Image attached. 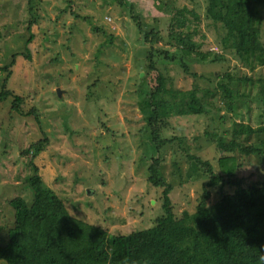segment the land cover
<instances>
[{"label":"rangeland","instance_id":"1","mask_svg":"<svg viewBox=\"0 0 264 264\" xmlns=\"http://www.w3.org/2000/svg\"><path fill=\"white\" fill-rule=\"evenodd\" d=\"M31 1L37 24L29 29ZM207 6V0H0V92L11 94L0 100V243L15 225L12 201L33 203V167L73 218L112 236L150 229L163 215L165 187L149 181L157 159L163 182L173 187L175 215L197 211L209 176L187 156L219 171L222 157L237 155L221 153L216 141H230L226 131L235 122L264 126L257 100L264 66L252 68L224 48L226 30L207 18ZM186 7L201 17L194 41L205 59L190 57L170 37L174 10ZM258 8L264 45V3ZM161 75L182 92L216 94L212 105L207 100L209 113L168 119V129L154 124L150 94ZM237 79L252 81L232 85ZM221 84L238 89L233 112ZM45 137L49 145L35 166L25 151ZM166 138L183 144L162 148ZM243 143L264 149V134ZM237 158L244 187L264 183V160ZM217 199L213 193L209 205Z\"/></svg>","mask_w":264,"mask_h":264},{"label":"trees","instance_id":"2","mask_svg":"<svg viewBox=\"0 0 264 264\" xmlns=\"http://www.w3.org/2000/svg\"><path fill=\"white\" fill-rule=\"evenodd\" d=\"M207 2V18L221 23L226 30L224 48L235 49L252 68L264 66L261 10L258 8L264 0ZM29 4L31 29L37 20L32 13V1ZM200 22V15L187 7L175 9L172 15L170 37L190 57L202 55L197 51L201 45L194 41L199 34L198 26L194 25ZM33 40L34 35H31L27 45ZM249 80L237 79L231 84L238 86L252 81ZM166 82L164 76H159L158 85L150 94L154 124L166 122L164 128H167L168 119L209 113L207 100L211 104L216 94L208 91L201 96L198 89L182 92L168 87ZM220 89L233 112L240 102L234 94L238 89L227 84H221ZM259 94L257 100L264 104V84ZM10 95V92H0V100ZM21 100H16L15 108ZM226 133L231 136L230 141H216L221 153L256 156L258 161L264 160V149L243 143L257 133L264 134V126L255 129L251 124L235 122ZM207 136L214 141L213 134L207 133ZM175 142L179 148L183 144L177 138H166L161 147H172ZM48 145L49 140L45 137L25 151L32 155L31 164L35 165L34 160ZM237 156L222 157L219 171L209 161L187 156L205 169L209 177L197 211L194 214L184 212L182 217L174 213L170 198L173 187L166 185L160 176L161 159L155 160L149 168V181L154 187H165L163 215L152 228L127 236H112L100 227L73 218L64 202L44 186L38 175L40 170L33 167L35 175L29 181L33 203L29 205L23 198L12 201L15 225L7 235V243H0V264H261L256 257L258 249L264 245V183H249L244 187V179L236 177L241 170ZM260 165L264 166V162ZM228 185L235 188L234 193L226 189ZM213 193L218 199L210 206Z\"/></svg>","mask_w":264,"mask_h":264},{"label":"clouds","instance_id":"3","mask_svg":"<svg viewBox=\"0 0 264 264\" xmlns=\"http://www.w3.org/2000/svg\"><path fill=\"white\" fill-rule=\"evenodd\" d=\"M256 259L257 261L261 262V264H264V245H261L258 249V255Z\"/></svg>","mask_w":264,"mask_h":264}]
</instances>
